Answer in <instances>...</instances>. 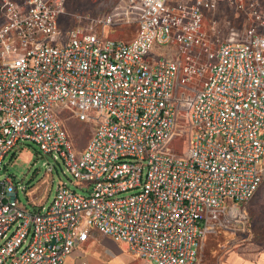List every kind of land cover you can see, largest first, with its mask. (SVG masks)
<instances>
[{
  "label": "built area",
  "instance_id": "built-area-1",
  "mask_svg": "<svg viewBox=\"0 0 264 264\" xmlns=\"http://www.w3.org/2000/svg\"><path fill=\"white\" fill-rule=\"evenodd\" d=\"M222 3L244 17L235 36L205 28ZM65 13V0H0V264H65L95 231L148 264H196L209 235L250 229L264 179L260 0H118L71 26ZM66 109L94 125L81 150ZM25 141L82 190L64 181L23 203L4 169Z\"/></svg>",
  "mask_w": 264,
  "mask_h": 264
},
{
  "label": "rangeland",
  "instance_id": "rangeland-1",
  "mask_svg": "<svg viewBox=\"0 0 264 264\" xmlns=\"http://www.w3.org/2000/svg\"><path fill=\"white\" fill-rule=\"evenodd\" d=\"M118 0H65L66 13L63 15V24L71 26L77 24V14H99L111 9ZM264 5V0H260ZM244 17L233 7L222 3L220 7L210 14L204 22L209 31H217L221 37L235 36L244 22ZM62 119L68 128L75 150H81L88 142L94 125L73 117L70 110L62 111ZM52 163L53 168H49ZM5 173H9L18 185V198L29 207L43 200L50 201L58 185L66 181L71 187H76L73 174L67 170L62 160H56L52 155L45 153L32 142L19 143L14 152L6 157ZM25 186L26 190L22 188ZM78 190H82L76 187ZM250 211V228L255 240L264 243V179L259 189L248 203ZM229 236L225 233L209 235L200 247L199 260H212Z\"/></svg>",
  "mask_w": 264,
  "mask_h": 264
},
{
  "label": "crops",
  "instance_id": "crops-1",
  "mask_svg": "<svg viewBox=\"0 0 264 264\" xmlns=\"http://www.w3.org/2000/svg\"><path fill=\"white\" fill-rule=\"evenodd\" d=\"M222 232L228 234L229 238L221 245L216 258L200 261L199 264H264V243L253 238L251 228L235 231L225 229L218 233ZM65 264L148 263L133 253L127 243L95 231L87 241L79 244L68 255Z\"/></svg>",
  "mask_w": 264,
  "mask_h": 264
}]
</instances>
